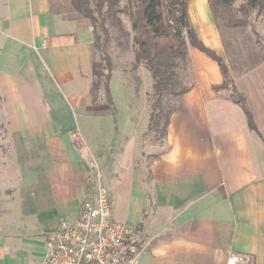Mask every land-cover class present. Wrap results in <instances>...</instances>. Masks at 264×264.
Segmentation results:
<instances>
[{
    "label": "crops",
    "instance_id": "1",
    "mask_svg": "<svg viewBox=\"0 0 264 264\" xmlns=\"http://www.w3.org/2000/svg\"><path fill=\"white\" fill-rule=\"evenodd\" d=\"M188 16L257 131L214 89L218 62L189 46L164 148L147 144L142 78L143 102L124 126L104 94L93 102L95 30L72 0H0V264L41 263L48 234L80 216L98 171L115 219L145 235L138 264H228L231 253L264 264V50L236 34L229 47L209 0H189Z\"/></svg>",
    "mask_w": 264,
    "mask_h": 264
},
{
    "label": "trees",
    "instance_id": "2",
    "mask_svg": "<svg viewBox=\"0 0 264 264\" xmlns=\"http://www.w3.org/2000/svg\"><path fill=\"white\" fill-rule=\"evenodd\" d=\"M75 8L93 24L95 48L98 59L94 61L93 102H99L104 94L105 101L111 105L114 114L111 77L113 63L108 52L112 33L108 26V15L125 14L130 18L134 48L133 70L143 64L153 75V92L150 94V130H161L165 136L170 117L176 110L186 86L183 83L181 66L188 58L189 46L196 47L217 61L224 80L214 86L224 96L231 98L244 109L251 128L258 130L254 117L247 105L245 96L237 90L234 80L223 58L207 47L198 37L188 16L189 0H72ZM216 22H220L216 7H231L235 0H209ZM241 16L226 21L231 29L248 27L253 14L264 15V0H242L239 5ZM99 32V33H98ZM101 35V37H100Z\"/></svg>",
    "mask_w": 264,
    "mask_h": 264
},
{
    "label": "built area",
    "instance_id": "3",
    "mask_svg": "<svg viewBox=\"0 0 264 264\" xmlns=\"http://www.w3.org/2000/svg\"><path fill=\"white\" fill-rule=\"evenodd\" d=\"M95 193L83 202L80 216L65 220L48 234L39 264H138L146 246L143 231L113 215L114 198L97 173ZM244 254L231 253L228 264H242Z\"/></svg>",
    "mask_w": 264,
    "mask_h": 264
},
{
    "label": "rangeland",
    "instance_id": "4",
    "mask_svg": "<svg viewBox=\"0 0 264 264\" xmlns=\"http://www.w3.org/2000/svg\"><path fill=\"white\" fill-rule=\"evenodd\" d=\"M241 2L242 0H235L230 8L222 5L216 7L220 30L229 47L233 43L234 37L232 34H236L238 35L235 36L237 43L247 45L248 41L251 42L250 40L253 39L258 44V47L264 50V15L257 16L253 14L248 27L231 29L225 25L226 21L241 16V12L239 11ZM205 24L208 25L209 23ZM108 26L112 33L108 52L113 63L110 86L113 99L115 98L116 113L114 118L118 120L121 126H124V122L128 120V112L130 110L139 111L137 109H140L143 102V88L148 89V106H151L150 94L153 92L154 78L152 72L143 64L138 67V70H133L135 45L133 43V31L129 16L122 13L117 15L109 14ZM96 58L98 59V55ZM180 72L183 83L178 85V88H183L189 82L190 76L185 75L182 70ZM141 78L143 79V88H141ZM144 139H147V144L151 143L150 141H156L161 148H164V138L161 135V130L152 131L150 130V125H148L147 131H145Z\"/></svg>",
    "mask_w": 264,
    "mask_h": 264
}]
</instances>
